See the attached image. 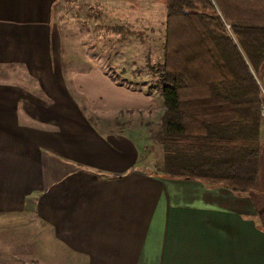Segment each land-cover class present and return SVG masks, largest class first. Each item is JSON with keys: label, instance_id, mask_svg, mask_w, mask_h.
Here are the masks:
<instances>
[{"label": "crops", "instance_id": "crops-1", "mask_svg": "<svg viewBox=\"0 0 264 264\" xmlns=\"http://www.w3.org/2000/svg\"><path fill=\"white\" fill-rule=\"evenodd\" d=\"M61 1L0 0V228L27 229L18 246L32 245L2 261L264 264V116L251 191L153 174L134 139L92 119L157 106L98 41H64Z\"/></svg>", "mask_w": 264, "mask_h": 264}, {"label": "trees", "instance_id": "trees-1", "mask_svg": "<svg viewBox=\"0 0 264 264\" xmlns=\"http://www.w3.org/2000/svg\"><path fill=\"white\" fill-rule=\"evenodd\" d=\"M157 76L162 114L149 130L153 174L238 192L254 188L264 107V0H164Z\"/></svg>", "mask_w": 264, "mask_h": 264}, {"label": "rangeland", "instance_id": "rangeland-1", "mask_svg": "<svg viewBox=\"0 0 264 264\" xmlns=\"http://www.w3.org/2000/svg\"><path fill=\"white\" fill-rule=\"evenodd\" d=\"M163 5L164 0H64L54 9L57 29L61 35H66L64 41L67 44L76 47L80 42L87 41V46L91 47L96 46L98 41L99 46L103 45L105 49V64L115 67L114 72L125 78L120 82L152 97L157 106L152 114L120 113V116L107 119L111 122L108 124L92 119L100 130H118L134 139L140 156L146 160L142 167L147 170H154L162 160L160 147L149 139V130L159 123L162 111L160 87L153 71L156 64L161 62L165 18ZM106 28L114 31L115 35L104 31V37L100 39L99 32L97 38L95 31ZM84 29L88 30L87 37L69 35L70 31ZM24 233V236H29L27 229L0 228V264H19L3 262L2 259L11 258L10 255L21 251L29 253L31 244L18 246L17 237Z\"/></svg>", "mask_w": 264, "mask_h": 264}, {"label": "water", "instance_id": "water-1", "mask_svg": "<svg viewBox=\"0 0 264 264\" xmlns=\"http://www.w3.org/2000/svg\"><path fill=\"white\" fill-rule=\"evenodd\" d=\"M261 89H262V93H263V97H264V72H263V75L261 77Z\"/></svg>", "mask_w": 264, "mask_h": 264}, {"label": "built area", "instance_id": "built-area-1", "mask_svg": "<svg viewBox=\"0 0 264 264\" xmlns=\"http://www.w3.org/2000/svg\"><path fill=\"white\" fill-rule=\"evenodd\" d=\"M260 114H261L262 116H264V107L261 108V110H260Z\"/></svg>", "mask_w": 264, "mask_h": 264}]
</instances>
